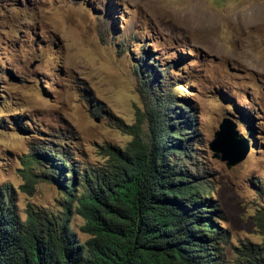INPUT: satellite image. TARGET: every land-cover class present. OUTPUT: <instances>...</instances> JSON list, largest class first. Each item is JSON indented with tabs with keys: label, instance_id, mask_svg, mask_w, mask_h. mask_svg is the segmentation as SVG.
<instances>
[{
	"label": "rangeland",
	"instance_id": "obj_1",
	"mask_svg": "<svg viewBox=\"0 0 264 264\" xmlns=\"http://www.w3.org/2000/svg\"><path fill=\"white\" fill-rule=\"evenodd\" d=\"M169 112L191 132L182 162L222 211L219 264H246L264 247V0H0V196L21 219L68 215L84 242L75 202L32 154L57 149L79 177ZM224 119L248 146L230 167L209 147Z\"/></svg>",
	"mask_w": 264,
	"mask_h": 264
},
{
	"label": "trees",
	"instance_id": "obj_2",
	"mask_svg": "<svg viewBox=\"0 0 264 264\" xmlns=\"http://www.w3.org/2000/svg\"><path fill=\"white\" fill-rule=\"evenodd\" d=\"M144 72L156 78L148 68ZM165 115L161 122L155 116L149 121V138L134 129L124 149L108 147L104 163L84 167L79 177L57 149L33 153L30 161L43 167L46 178L64 185L66 200L75 202L84 219L81 229L90 236L77 240L68 215L31 209L21 219L4 191L0 264H219L227 237L222 211L181 160L188 156L191 132L171 112L169 121ZM67 163L72 167L60 175L57 165ZM242 255L246 264H264V247H247Z\"/></svg>",
	"mask_w": 264,
	"mask_h": 264
},
{
	"label": "water",
	"instance_id": "obj_3",
	"mask_svg": "<svg viewBox=\"0 0 264 264\" xmlns=\"http://www.w3.org/2000/svg\"><path fill=\"white\" fill-rule=\"evenodd\" d=\"M234 145H237L235 151L228 153L229 147L231 149ZM209 147L215 156L220 154L221 159L226 160L228 167L242 161L248 152V146H241L240 141L236 139L233 127L230 126L226 119L219 124V129L215 131Z\"/></svg>",
	"mask_w": 264,
	"mask_h": 264
},
{
	"label": "bare ground",
	"instance_id": "obj_4",
	"mask_svg": "<svg viewBox=\"0 0 264 264\" xmlns=\"http://www.w3.org/2000/svg\"><path fill=\"white\" fill-rule=\"evenodd\" d=\"M261 17H262V16H258V17L256 18V20H257V19H260ZM248 19H249V18H248ZM248 19H247V20H248Z\"/></svg>",
	"mask_w": 264,
	"mask_h": 264
}]
</instances>
